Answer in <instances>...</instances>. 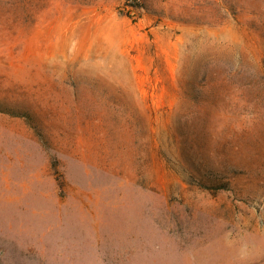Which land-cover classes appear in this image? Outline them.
Returning <instances> with one entry per match:
<instances>
[{"label":"rangeland","instance_id":"374dc122","mask_svg":"<svg viewBox=\"0 0 264 264\" xmlns=\"http://www.w3.org/2000/svg\"><path fill=\"white\" fill-rule=\"evenodd\" d=\"M0 264H264V0H0Z\"/></svg>","mask_w":264,"mask_h":264},{"label":"bare ground","instance_id":"6f19581e","mask_svg":"<svg viewBox=\"0 0 264 264\" xmlns=\"http://www.w3.org/2000/svg\"><path fill=\"white\" fill-rule=\"evenodd\" d=\"M96 223H97V222H96ZM99 225H100V224H99ZM96 226H97V225H96ZM96 228H97V227H96ZM99 237H100V235H99ZM213 252H214V251H213ZM213 252H212V253H213ZM216 252H217V251H216ZM214 254H215V253H214Z\"/></svg>","mask_w":264,"mask_h":264}]
</instances>
